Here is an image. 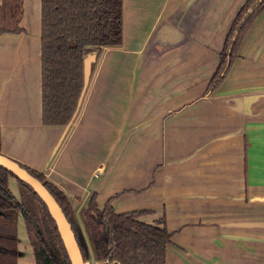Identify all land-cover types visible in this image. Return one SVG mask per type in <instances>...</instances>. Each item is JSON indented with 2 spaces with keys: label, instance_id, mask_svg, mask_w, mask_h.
<instances>
[{
  "label": "crops",
  "instance_id": "obj_1",
  "mask_svg": "<svg viewBox=\"0 0 264 264\" xmlns=\"http://www.w3.org/2000/svg\"><path fill=\"white\" fill-rule=\"evenodd\" d=\"M244 2L123 0L122 42L98 51L66 128L42 123L40 0H21L22 30L0 34V152L75 220L93 194L163 219L165 264H264V7L208 91Z\"/></svg>",
  "mask_w": 264,
  "mask_h": 264
},
{
  "label": "trees",
  "instance_id": "obj_2",
  "mask_svg": "<svg viewBox=\"0 0 264 264\" xmlns=\"http://www.w3.org/2000/svg\"><path fill=\"white\" fill-rule=\"evenodd\" d=\"M263 7L264 0H245L239 8L226 34L208 91L224 78L248 25ZM20 8L21 0H2L0 34L22 30L18 26ZM122 23L123 0H40L41 119L44 125L66 128L71 125L79 107L77 99L82 87L83 58L89 53L97 55L103 46L120 45ZM18 163L40 180L58 202L71 224L85 261L88 257L85 240L67 197L43 173ZM9 176L17 180L24 192L39 201L47 230L41 228L37 218L29 212L27 204L30 202L25 193L18 201L10 192ZM19 211L22 212L35 264H71L44 203L26 183L0 166V215L15 220ZM143 213H118L110 200L99 209L94 194L91 196L84 210L85 229L95 256L102 264H165V246L171 234L163 219L155 224L140 221L138 217ZM5 238L13 244L17 240L12 234ZM1 252L15 255L16 246L1 248Z\"/></svg>",
  "mask_w": 264,
  "mask_h": 264
},
{
  "label": "rangeland",
  "instance_id": "obj_3",
  "mask_svg": "<svg viewBox=\"0 0 264 264\" xmlns=\"http://www.w3.org/2000/svg\"><path fill=\"white\" fill-rule=\"evenodd\" d=\"M8 188L18 201L21 200V194L25 193L24 195L26 196L27 201L30 202V204H27L30 207V208L28 207L30 209L29 212H31L37 218L41 228L47 230L45 226L46 221L43 218L42 210L38 205L40 204L39 201L35 200L29 192L26 191L24 192L21 186L19 185V183L17 182V180L13 176L8 177ZM84 210L83 211L80 210L77 212L76 222L83 234V239L85 240V246L89 254L85 261L87 262L90 260L95 261L94 262L95 264H97L98 261L99 264V262L100 263L102 262L101 260L96 258L93 246L90 242L88 233L85 229ZM11 234L15 235L17 238L15 244H13L12 241H9L5 238V236ZM13 246H16L15 255H10L1 252V248L7 249V248H13ZM0 264H35L32 246L30 245L29 240L27 238L21 211L17 213L15 220H10L0 215Z\"/></svg>",
  "mask_w": 264,
  "mask_h": 264
},
{
  "label": "water",
  "instance_id": "obj_4",
  "mask_svg": "<svg viewBox=\"0 0 264 264\" xmlns=\"http://www.w3.org/2000/svg\"><path fill=\"white\" fill-rule=\"evenodd\" d=\"M96 58L95 53H89L83 58L82 65V87L77 99V105L79 106L82 97L84 95L86 86L89 81V76L91 72V65ZM0 166L14 174L17 178L26 183L33 192L39 197V199L44 203L47 208L48 213L53 219L57 232L63 243L67 256L71 264H86L87 262L83 260L79 245L75 238L74 232L71 228V224L67 220L62 208L55 200L53 195L48 191L44 184L38 180L36 177L31 175L25 168L19 165L14 159L0 153ZM82 241V240H81Z\"/></svg>",
  "mask_w": 264,
  "mask_h": 264
}]
</instances>
